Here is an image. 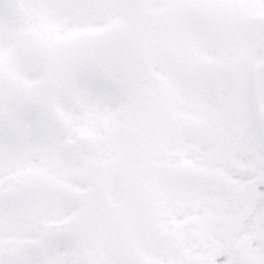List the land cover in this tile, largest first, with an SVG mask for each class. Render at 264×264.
Instances as JSON below:
<instances>
[{"label":"snow or ice","instance_id":"snow-or-ice-1","mask_svg":"<svg viewBox=\"0 0 264 264\" xmlns=\"http://www.w3.org/2000/svg\"><path fill=\"white\" fill-rule=\"evenodd\" d=\"M0 264H264V0H0Z\"/></svg>","mask_w":264,"mask_h":264}]
</instances>
